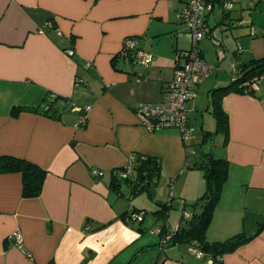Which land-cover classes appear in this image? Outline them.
<instances>
[{"label": "crops", "instance_id": "1", "mask_svg": "<svg viewBox=\"0 0 264 264\" xmlns=\"http://www.w3.org/2000/svg\"><path fill=\"white\" fill-rule=\"evenodd\" d=\"M178 1L0 0V156L46 170L35 197L22 196L20 172L0 173V264H264V73L253 93L222 96L227 135L214 133L208 151L227 160V175L205 237L246 238L219 260L162 241L199 210L205 179L196 164L210 139L203 133L215 129L211 89L229 83L232 64L264 56V0L217 4L199 43L213 69L183 109L192 136L138 125L136 106L164 97L177 54L190 45ZM130 37L153 54L148 66L120 53ZM133 153L162 161L150 194L112 183ZM165 203L163 220L154 212ZM130 209L143 210L142 220L125 217Z\"/></svg>", "mask_w": 264, "mask_h": 264}, {"label": "trees", "instance_id": "2", "mask_svg": "<svg viewBox=\"0 0 264 264\" xmlns=\"http://www.w3.org/2000/svg\"><path fill=\"white\" fill-rule=\"evenodd\" d=\"M215 1H217L218 3H222L223 0ZM207 24L208 23L206 21V25ZM207 36H209V32L208 35H206L204 38H206ZM198 47L201 57L203 58V60H205L202 54V50H200L199 44ZM179 52L177 54L176 60L178 59ZM248 60L249 61L244 62L240 66L236 65V68L232 71L233 75L228 84L217 86L211 89V108L209 110L211 111L215 119V129L212 132L209 131V133H203L204 139L212 137V135L217 132L227 135L226 132L228 129V117L221 106L222 96L233 91L244 93L254 92V90L251 88L250 83L252 82V79L254 77L264 73V56L259 58H251ZM49 103L51 102L49 101L45 104L47 105L45 113L49 116H52L53 113H49L48 111L51 105ZM32 111H37V108H32ZM132 156V161H130L131 171L121 179L116 173L117 171L121 170L122 167L114 170L111 174L112 183L114 184V186L121 183H127L128 186H130L132 195H136L141 192H147L150 194L151 189L158 182L160 176L159 172L162 168V161H160V157L153 155L133 153ZM196 167L203 171V176L205 179V191L193 203V206L195 208H199V210L195 211L188 220L184 219L185 221L179 226V228L171 233L169 241L171 240L172 243L176 242V244L184 243L186 245L197 246L206 254L205 257L202 258H214L219 260L221 256L220 254L234 250L246 238L243 232L236 233L223 240L208 241L205 237L204 231L207 229L211 221L210 218H212L213 215V211L215 208L214 205H216L217 201L220 198L219 194L221 193L222 185L224 183L223 181H225L226 179L227 160L224 158L214 157L209 152H204L201 160L196 164ZM2 172L21 173V191L22 196L24 197H35L40 194L44 181L43 177L46 174V170L41 168L40 166H37V164L29 160L27 161L26 159L10 155L0 156V173ZM169 207L170 205L168 203L161 204L160 208H158V210L154 213L156 214V216H159L164 220L166 219ZM130 210L142 211L138 209ZM128 216L129 214L127 213L125 217Z\"/></svg>", "mask_w": 264, "mask_h": 264}, {"label": "built area", "instance_id": "3", "mask_svg": "<svg viewBox=\"0 0 264 264\" xmlns=\"http://www.w3.org/2000/svg\"><path fill=\"white\" fill-rule=\"evenodd\" d=\"M182 7L178 11L179 18L187 26V34L190 46L179 52L178 59L174 65L172 79L165 86L164 97L159 101H142L135 108V116L138 125L152 132L163 128H177L184 138H189L194 131V126L189 124L184 115V106L188 98L195 94L197 85L211 72L213 66L203 60L198 50L199 42L208 35L209 27L206 25V12L213 9L214 6L221 5L224 9L232 6V0H223L218 3L215 0H180ZM122 55L126 59H132L139 66H148L153 60V54L138 47L134 38H126L123 40ZM73 49H66V55L71 56ZM233 70L235 65L232 64ZM143 77L138 75L136 80L140 81ZM259 78L252 79L251 88L256 90ZM88 106L83 107L80 114V123L85 122V111ZM133 156L127 160L122 169L117 171V175L122 179L131 171V162ZM90 175L101 178L104 171L96 168H90ZM144 211H130L129 218L132 220H142ZM175 231V230H174ZM17 243L21 241L19 232H14ZM170 236L162 241H166ZM188 250L195 256L205 257V252L194 245H188Z\"/></svg>", "mask_w": 264, "mask_h": 264}, {"label": "rangeland", "instance_id": "4", "mask_svg": "<svg viewBox=\"0 0 264 264\" xmlns=\"http://www.w3.org/2000/svg\"><path fill=\"white\" fill-rule=\"evenodd\" d=\"M197 117L199 119L197 121L192 122V123L196 124L199 127V125L201 123L200 121H202V120H201L200 115H198ZM204 117L206 118V120H205L206 124H204V125H205V127H208V124L210 125V122L213 121V117L209 113H205ZM209 120H211V121L209 122ZM216 138H218V136H214V137L212 136V137H210V139L207 140V142H205L203 145H201V147H203V150L208 152L210 150V148L212 147L211 145H213V142H215Z\"/></svg>", "mask_w": 264, "mask_h": 264}]
</instances>
